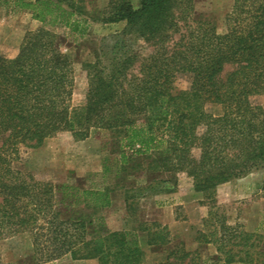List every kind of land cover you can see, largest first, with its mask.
Instances as JSON below:
<instances>
[{
    "label": "trees",
    "instance_id": "trees-1",
    "mask_svg": "<svg viewBox=\"0 0 264 264\" xmlns=\"http://www.w3.org/2000/svg\"><path fill=\"white\" fill-rule=\"evenodd\" d=\"M86 3L13 0L16 10L42 27L26 34L15 57L0 55V237L28 234L36 264L65 257L143 264L138 234L109 231L100 216L114 192L54 186L13 164L22 149L37 150L60 132L81 142L98 129L109 134L118 183L130 172H145L171 175L166 183L174 187L175 176L184 173L195 192L213 203L218 185L260 169L264 191V111L251 103L264 94V0H233L224 34L177 0H140L137 7L109 0L104 10L89 13ZM90 23L125 25L102 39L94 63L83 64L85 103L73 108V62L46 27L82 35ZM137 42L151 49L142 58L132 51ZM136 63L138 73L130 77ZM180 76L189 80L186 90L175 87ZM210 105L220 106L222 115L209 113ZM130 193L124 192L127 203L135 197ZM203 226L196 243L213 245L218 262L264 264L261 235L228 225L215 205ZM139 232L146 233L149 247L170 243L159 226ZM199 261L179 245L160 264Z\"/></svg>",
    "mask_w": 264,
    "mask_h": 264
},
{
    "label": "rangeland",
    "instance_id": "rangeland-1",
    "mask_svg": "<svg viewBox=\"0 0 264 264\" xmlns=\"http://www.w3.org/2000/svg\"><path fill=\"white\" fill-rule=\"evenodd\" d=\"M139 1L130 0L133 7H137ZM177 1L182 4L181 9H191L193 18L201 17L213 21L218 34L226 32V17L231 12L233 0ZM108 3L109 0H87V12L104 10ZM124 25L90 23L83 25L85 31L82 35L66 28L46 27L58 38L59 50L73 62V108H80L85 103L87 73L83 64L94 63L102 39L120 32ZM41 27L28 13L16 10L13 0H0V55L9 59L15 57L26 34ZM180 27L183 33L184 23L181 22ZM132 51L142 58L151 49L137 42L132 46ZM138 65L136 63L130 71V77L138 73ZM188 85L187 77L180 76L175 80L177 90H186ZM251 103L264 111V94L251 98ZM207 111L215 117L223 113V109L217 105L208 106ZM112 153L113 147L110 146L109 134L106 132L92 129L89 137L81 142L74 141L68 132H60L37 150L22 149L21 160L13 164V169L31 173L36 179L50 182L54 186L68 185L79 190L107 188L114 192L112 205L102 210L100 216L109 231H130L138 234L144 252L143 264L164 262L167 252L179 245H183L188 252H196L200 258L199 264H222L216 260L217 254L213 245L199 246L196 243L198 233L205 230L203 221L208 217L211 205H215L219 214L225 216L228 225H238L248 233H257L264 242L262 170H252L241 178L218 185L212 196L214 202L211 203L202 193L195 192L191 178L184 173L175 176L174 187L169 182L166 183L171 180V175L152 178L145 172H130L132 175L118 183L114 178L117 156ZM195 156L198 154L195 153ZM117 184L121 189L117 188ZM156 184L158 187L154 189ZM158 188L166 189L165 192H159L162 189ZM124 192H131L135 197L127 203ZM89 212L85 210L86 214ZM144 226L153 230L155 226L164 228L169 245L147 246L146 233L139 232ZM0 264H36L30 236L20 234L0 237ZM46 264L97 263L92 260L72 261L65 257Z\"/></svg>",
    "mask_w": 264,
    "mask_h": 264
}]
</instances>
